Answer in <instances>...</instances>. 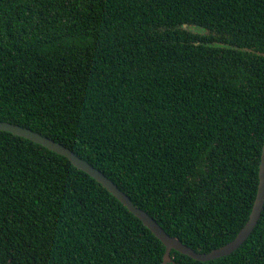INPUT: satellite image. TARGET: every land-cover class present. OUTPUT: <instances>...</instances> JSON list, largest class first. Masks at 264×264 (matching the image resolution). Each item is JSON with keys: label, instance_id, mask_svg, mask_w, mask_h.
<instances>
[{"label": "trees", "instance_id": "1", "mask_svg": "<svg viewBox=\"0 0 264 264\" xmlns=\"http://www.w3.org/2000/svg\"><path fill=\"white\" fill-rule=\"evenodd\" d=\"M0 120L60 142L197 252L258 186L264 0H0ZM165 245L69 159L0 130V264H162ZM264 264L246 240L199 261Z\"/></svg>", "mask_w": 264, "mask_h": 264}, {"label": "water", "instance_id": "2", "mask_svg": "<svg viewBox=\"0 0 264 264\" xmlns=\"http://www.w3.org/2000/svg\"><path fill=\"white\" fill-rule=\"evenodd\" d=\"M0 130L12 132L13 134L23 136L36 143H39L46 148L55 151L69 159V161L87 172L90 176L95 178L101 183L108 191H110L118 200H120L135 216H137L144 225H146L165 245L162 264H167L172 261L170 252L175 249L191 258L199 261H207L221 256H225L237 249L250 235L254 229L264 205V140L261 149L260 163L258 169V186L254 202L251 207L248 219L245 224L240 228L235 237L222 246L213 248L208 252H197L190 246L184 244L180 239L175 236L169 235L157 221L144 209L134 205L130 197L123 192L110 178H108L101 170L94 167L85 159L81 158L70 148L66 147L60 142L42 135L28 127L19 124L11 123L8 121L0 120Z\"/></svg>", "mask_w": 264, "mask_h": 264}]
</instances>
